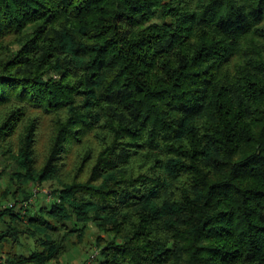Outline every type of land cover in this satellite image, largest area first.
<instances>
[{
  "label": "trees",
  "instance_id": "trees-1",
  "mask_svg": "<svg viewBox=\"0 0 264 264\" xmlns=\"http://www.w3.org/2000/svg\"><path fill=\"white\" fill-rule=\"evenodd\" d=\"M0 168V264H264V0H0Z\"/></svg>",
  "mask_w": 264,
  "mask_h": 264
},
{
  "label": "rangeland",
  "instance_id": "rangeland-1",
  "mask_svg": "<svg viewBox=\"0 0 264 264\" xmlns=\"http://www.w3.org/2000/svg\"><path fill=\"white\" fill-rule=\"evenodd\" d=\"M1 171V168H0ZM1 191H4L6 188V180H1ZM52 182H45L43 186L40 187L43 191H50L53 187ZM1 197V195H0ZM40 200V205H44L46 207H50L51 204L44 201L45 197L41 194L38 198ZM99 230L93 224H89L87 226V231L82 243H78V238L75 236L72 238L75 242V245L70 248L68 253L64 255L61 260L55 261L52 264H86V261L90 258V256L98 249H96V238L99 235ZM35 242L32 239L21 238L20 245H14L12 243L7 244L6 251L10 253H17L18 255H26L28 256L34 250Z\"/></svg>",
  "mask_w": 264,
  "mask_h": 264
},
{
  "label": "built area",
  "instance_id": "built-area-1",
  "mask_svg": "<svg viewBox=\"0 0 264 264\" xmlns=\"http://www.w3.org/2000/svg\"><path fill=\"white\" fill-rule=\"evenodd\" d=\"M41 194L45 197V199L47 201H52L54 198L51 190L50 191H43L40 189V187H36V188H34V197H33V199H31L30 202L32 203L33 201L37 200L41 196ZM30 202H25L23 204V207L26 209ZM15 205H16V203H13V202L9 203L10 207H14ZM19 207H21V204L19 205ZM99 257H100V251L96 250L90 256V258L86 261V264H97Z\"/></svg>",
  "mask_w": 264,
  "mask_h": 264
}]
</instances>
